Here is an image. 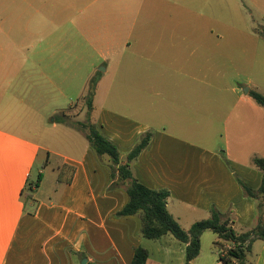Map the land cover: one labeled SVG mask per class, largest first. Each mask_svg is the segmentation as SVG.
<instances>
[{"label": "crops", "instance_id": "0c3cea01", "mask_svg": "<svg viewBox=\"0 0 264 264\" xmlns=\"http://www.w3.org/2000/svg\"><path fill=\"white\" fill-rule=\"evenodd\" d=\"M88 3L0 0V264H83L85 259L86 264H132L138 247L149 251L147 264H186V244L170 234L144 239L139 216L117 215L128 195L125 188L114 187L108 158H100L85 135L83 141L68 139L66 153L43 144L65 124L54 117L73 114V108L65 111L58 106L60 95L75 78L87 75V48L72 40L74 35L87 39ZM99 15L103 17L95 16ZM142 20L132 23V36L138 26L139 31L135 44L125 45L132 51L129 60L115 65L116 73L128 69L119 79L128 95L119 92L115 78L111 106L99 103L105 82L104 76L100 78L94 122L118 147L123 163L137 140L153 133L132 170L148 188L170 192L168 210L185 230L207 219L213 207L233 210L236 231L251 229L257 204L246 197L237 177L252 189L260 187L262 174L251 161L264 157V127H205L215 121L200 118V98L212 94L216 100L215 65L202 64L199 38L194 39V30L189 33L193 39L180 34L183 23L177 24L178 33L171 30L177 33L171 54L155 59L161 46L151 43L152 18L145 15ZM184 40L197 47L183 46ZM154 63L161 69L159 77L151 75ZM158 83L159 87L152 86ZM240 99L251 98L246 93ZM43 150L50 157L39 171L43 180L29 203L24 189ZM64 166L75 169L70 182L67 175L59 179ZM45 167L57 175L53 198L40 199ZM209 232L202 236L200 255L190 264H224L214 249L218 236L214 233L209 246ZM248 262L264 264L263 241L252 244Z\"/></svg>", "mask_w": 264, "mask_h": 264}, {"label": "rangeland", "instance_id": "374dc122", "mask_svg": "<svg viewBox=\"0 0 264 264\" xmlns=\"http://www.w3.org/2000/svg\"><path fill=\"white\" fill-rule=\"evenodd\" d=\"M88 2L85 7L88 17L87 39L85 41L84 36L74 35L72 40L73 45L81 43L87 48L86 76L88 77L83 75L75 78L74 82L60 95L58 106L65 111L73 108L71 110L73 114L67 123L60 125L58 130L52 131L43 144L66 153L68 139L85 140L77 123L87 120L84 96L90 79H96L99 82L104 76L105 82L99 96V103L111 106L114 101L115 78H118L116 80L119 82L117 84L119 92L127 97L128 89L120 84L119 79L127 75L128 69L119 68L116 73L115 65L118 60H129L132 51H129L125 45L135 44V36L139 31L138 26L135 28L137 30L134 37L132 36V23L136 18L139 24L143 23L142 19L145 15L152 18V45L161 46L160 51L153 54L156 55L155 59L159 60L161 56L171 54V43L176 42L174 40L178 33L177 24L183 23L184 33L180 34L193 39L189 33L194 30V39L199 38L198 43L201 49L198 55L202 64L206 65L208 62L211 67L215 65L217 69L215 77L218 78L216 100L214 101L212 94L211 97L200 98V118L215 121V124L211 123V126L206 123L205 127H229V129L231 127H264V108L252 99H240L246 96L248 88L256 89L264 94V5L261 0H88ZM70 11L74 12L73 7H70ZM97 13H102L103 17L100 15L96 17ZM73 20H75L74 15L69 19L70 27H73L71 25ZM172 29L177 30V33H171ZM149 41L148 36V43ZM183 44V46L197 47L193 45L196 43L189 40H184ZM154 61L156 60H152ZM153 66L151 75L159 77L161 69L155 63ZM152 86L157 88L159 83ZM233 88L238 89L237 93L230 90ZM249 92L250 89L247 94ZM205 114L211 117H205ZM60 115L61 113L54 118L58 119ZM225 120L227 123L223 125ZM262 154L264 156V150ZM47 155L45 150L40 153L31 182H37L39 171L43 170ZM56 160L52 157L54 163ZM44 170H46L45 180L37 195L40 199L53 195L57 175L52 167H45ZM66 174L68 178L71 173L66 172ZM208 235L210 239L207 238V241L210 246L214 233L209 232Z\"/></svg>", "mask_w": 264, "mask_h": 264}, {"label": "trees", "instance_id": "16d2710c", "mask_svg": "<svg viewBox=\"0 0 264 264\" xmlns=\"http://www.w3.org/2000/svg\"><path fill=\"white\" fill-rule=\"evenodd\" d=\"M97 89V80L90 79L84 96L87 120L77 124L97 155L100 158H108L112 170V179L116 181L114 187L125 188L129 201L117 215L119 217L139 216L142 225L141 235L144 239L159 240L170 234L186 244V264H190L200 255L202 236L209 231L218 236L214 242V249L219 253L220 260L224 264H252L248 262V254L252 244L256 241L264 242V157L255 156L251 161L252 167L258 169L262 174V182L258 189H252L244 180L237 177L246 197L255 200L257 204L256 220L251 229H244L242 232L236 231L233 210L222 211L213 207L207 219L198 221L189 230H185L168 210L170 192L167 189L154 190L148 188L134 176L132 170V163L150 146L153 133L147 132L142 135L127 155V162L123 163L118 147L103 134L101 128L93 120L94 99ZM248 95L264 108L263 93L251 89ZM60 116L56 119L58 123H67L70 117L66 112H62ZM48 156L50 157V154ZM60 169L62 171L60 181L67 175L66 172H70V175L75 172V169L69 166ZM42 180V174H39L36 183L28 180L23 193L28 201L33 200L34 192L39 188ZM149 256L150 253L147 249L138 247L132 264H147Z\"/></svg>", "mask_w": 264, "mask_h": 264}, {"label": "water", "instance_id": "95a60500", "mask_svg": "<svg viewBox=\"0 0 264 264\" xmlns=\"http://www.w3.org/2000/svg\"><path fill=\"white\" fill-rule=\"evenodd\" d=\"M248 92V89L246 90V93ZM87 263V260L85 259L84 261H83V264H86Z\"/></svg>", "mask_w": 264, "mask_h": 264}]
</instances>
